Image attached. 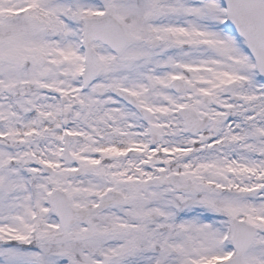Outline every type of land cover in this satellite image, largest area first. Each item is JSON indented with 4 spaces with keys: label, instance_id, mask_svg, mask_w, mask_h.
Returning a JSON list of instances; mask_svg holds the SVG:
<instances>
[{
    "label": "snow or ice",
    "instance_id": "1",
    "mask_svg": "<svg viewBox=\"0 0 264 264\" xmlns=\"http://www.w3.org/2000/svg\"><path fill=\"white\" fill-rule=\"evenodd\" d=\"M0 264H264V0H0Z\"/></svg>",
    "mask_w": 264,
    "mask_h": 264
}]
</instances>
